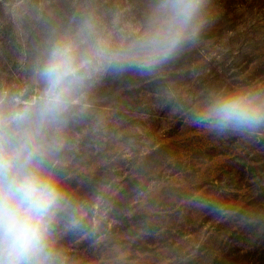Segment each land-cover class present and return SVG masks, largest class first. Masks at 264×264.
<instances>
[{
  "label": "rangeland",
  "instance_id": "obj_1",
  "mask_svg": "<svg viewBox=\"0 0 264 264\" xmlns=\"http://www.w3.org/2000/svg\"><path fill=\"white\" fill-rule=\"evenodd\" d=\"M161 4L0 0V136L33 133L65 195L54 264H264V125L201 119L218 95L264 96V0H203L176 50L143 69ZM61 41L75 78L37 130L17 116L43 103Z\"/></svg>",
  "mask_w": 264,
  "mask_h": 264
},
{
  "label": "clouds",
  "instance_id": "obj_2",
  "mask_svg": "<svg viewBox=\"0 0 264 264\" xmlns=\"http://www.w3.org/2000/svg\"><path fill=\"white\" fill-rule=\"evenodd\" d=\"M202 2L162 0L164 23L139 43L143 53L139 67L150 70L176 50L189 35L187 30ZM42 75L48 84L43 103L34 113L17 116L19 122L34 124L37 130L59 116L66 85L74 81L70 41L55 46ZM201 119L221 131L259 127L264 125V96L241 92L218 95ZM44 155L30 131L17 144L0 136V264H54L51 224L65 195L44 172Z\"/></svg>",
  "mask_w": 264,
  "mask_h": 264
},
{
  "label": "trees",
  "instance_id": "obj_3",
  "mask_svg": "<svg viewBox=\"0 0 264 264\" xmlns=\"http://www.w3.org/2000/svg\"><path fill=\"white\" fill-rule=\"evenodd\" d=\"M94 186H95V185H94V183H93L92 186L89 187V188H87L85 191H83V193H84V194H87V193H90V194L92 193V194H93L94 192H92V191H95ZM92 189H93V190H92ZM92 194H91V195H92Z\"/></svg>",
  "mask_w": 264,
  "mask_h": 264
}]
</instances>
